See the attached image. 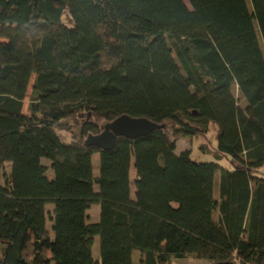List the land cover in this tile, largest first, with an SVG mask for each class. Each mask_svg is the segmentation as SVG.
I'll return each instance as SVG.
<instances>
[{
	"label": "trees",
	"instance_id": "1",
	"mask_svg": "<svg viewBox=\"0 0 264 264\" xmlns=\"http://www.w3.org/2000/svg\"><path fill=\"white\" fill-rule=\"evenodd\" d=\"M122 115L158 128L86 145ZM189 257L264 264V0H0V264Z\"/></svg>",
	"mask_w": 264,
	"mask_h": 264
},
{
	"label": "rangeland",
	"instance_id": "2",
	"mask_svg": "<svg viewBox=\"0 0 264 264\" xmlns=\"http://www.w3.org/2000/svg\"><path fill=\"white\" fill-rule=\"evenodd\" d=\"M64 20L67 23H71V19L66 13L64 16ZM33 79L30 83L28 95L32 89ZM153 100L155 106L158 108L160 106V102L158 100L157 95H153ZM29 102V98L25 99L24 103V112H27V105ZM83 116H75L66 120L61 121L56 125L57 131L64 137L67 141L75 140L82 128ZM216 132L217 128L214 124L211 125L210 131L206 136H193V137H181L177 143V152H181L183 150H190L191 157L197 161H216L215 156L207 151V147L212 149L216 145ZM94 163L97 167L99 165V154H94ZM226 168H230L231 165L228 160H223L221 162ZM131 179H132V189L135 191V167L132 165L131 168ZM97 206V207H96ZM92 215L99 218V205L95 204L92 206ZM98 215V216H97ZM96 218V220L98 219ZM94 256L99 257L100 255V240L99 236L96 237L94 243ZM208 261L206 259H198V258H173L172 264H207Z\"/></svg>",
	"mask_w": 264,
	"mask_h": 264
},
{
	"label": "water",
	"instance_id": "3",
	"mask_svg": "<svg viewBox=\"0 0 264 264\" xmlns=\"http://www.w3.org/2000/svg\"><path fill=\"white\" fill-rule=\"evenodd\" d=\"M158 124L146 118H135L122 115L105 125L100 134H89L86 139L87 146H96L101 150H111L116 146L119 137L136 139L144 137L157 130ZM215 264H234L230 261Z\"/></svg>",
	"mask_w": 264,
	"mask_h": 264
}]
</instances>
